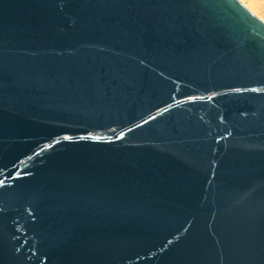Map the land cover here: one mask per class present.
<instances>
[{"label": "water", "instance_id": "water-1", "mask_svg": "<svg viewBox=\"0 0 264 264\" xmlns=\"http://www.w3.org/2000/svg\"><path fill=\"white\" fill-rule=\"evenodd\" d=\"M0 264H264V19L0 0Z\"/></svg>", "mask_w": 264, "mask_h": 264}, {"label": "rangeland", "instance_id": "rangeland-1", "mask_svg": "<svg viewBox=\"0 0 264 264\" xmlns=\"http://www.w3.org/2000/svg\"><path fill=\"white\" fill-rule=\"evenodd\" d=\"M248 8L249 6L245 3V0H241ZM256 4H254V8L250 10H252L255 14H257L259 17H261L262 19H264V2L260 3V2H255Z\"/></svg>", "mask_w": 264, "mask_h": 264}, {"label": "bare ground", "instance_id": "bare-ground-1", "mask_svg": "<svg viewBox=\"0 0 264 264\" xmlns=\"http://www.w3.org/2000/svg\"><path fill=\"white\" fill-rule=\"evenodd\" d=\"M255 2H264V0H245V3L249 6V8L253 9ZM264 4V3H263Z\"/></svg>", "mask_w": 264, "mask_h": 264}]
</instances>
